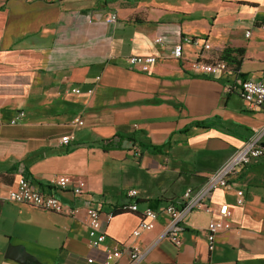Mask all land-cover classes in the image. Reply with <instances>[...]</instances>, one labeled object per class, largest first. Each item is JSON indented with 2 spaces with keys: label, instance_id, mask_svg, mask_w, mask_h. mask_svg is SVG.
<instances>
[{
  "label": "crops",
  "instance_id": "crops-1",
  "mask_svg": "<svg viewBox=\"0 0 264 264\" xmlns=\"http://www.w3.org/2000/svg\"><path fill=\"white\" fill-rule=\"evenodd\" d=\"M111 14L115 22L107 21ZM187 38L212 49L185 45ZM179 43L183 57L172 59ZM226 47L244 51L238 73L191 74L190 61L216 58ZM131 55L156 62L141 73L127 63ZM245 79L264 82V0H0V264H101L106 248L123 244L143 254L137 264H264V158L211 194V208L225 203L231 212V228L216 234L211 251L210 213L184 218L178 247L163 237L162 214L132 238L139 215L119 210L129 189L138 192L139 211L177 206L187 188L200 189L244 143L259 137L264 144V113L225 92ZM20 111L24 116L11 124ZM195 121L206 129L178 133ZM116 135L133 141L105 151L102 141ZM168 141L162 153L141 146ZM179 147L208 154L187 164L173 155ZM131 157L139 165L145 160L144 174L129 170ZM21 177L78 214L9 202ZM56 178L67 181L65 190L51 186ZM174 178L178 187L166 189ZM75 185L82 192L73 196ZM236 189L244 193L241 206L234 204ZM95 204L103 216L114 212L98 248L85 218ZM128 262L123 254L117 264Z\"/></svg>",
  "mask_w": 264,
  "mask_h": 264
},
{
  "label": "built area",
  "instance_id": "built-area-1",
  "mask_svg": "<svg viewBox=\"0 0 264 264\" xmlns=\"http://www.w3.org/2000/svg\"><path fill=\"white\" fill-rule=\"evenodd\" d=\"M117 17L115 14H111L107 19L108 22H115ZM249 35V32H246ZM161 38L155 40L156 44L161 43ZM185 45L200 47L202 51H210L212 48L210 44L202 42L200 38H187L182 41ZM174 57V51L172 48L171 56ZM183 57V48H182ZM181 57V59H182ZM156 62V57L152 55L136 56L131 55L127 58V63L138 70L141 73L149 72L152 66ZM189 70L191 74L199 77H208L214 73L229 72L230 67L222 60L204 59L197 57L195 60L189 62ZM225 92L233 93L244 101L246 109L249 111H262L264 113V82L254 80H242L237 84H228ZM73 94H79L80 90L75 88L71 90ZM91 93V90L88 91ZM24 116L21 111L14 116L11 120V124L16 123L20 118ZM73 124L82 126L83 122L76 118ZM69 136L62 137L61 143H68L70 141ZM139 151L137 150V153ZM258 158H264V144L259 142V137L251 139L247 143H244L239 149L234 152L233 155L222 164V166L211 174L203 186L198 190L187 188L183 194L181 203L177 204V233H176V246H180L179 235L183 232V220L192 211H203L210 213L214 216L207 224L206 240L208 242L209 250L214 249L215 236L222 230H229L231 228L227 219L230 218V207L223 203L219 204L216 209L211 208L208 204L211 194L220 188L232 187L230 179L234 177L244 166L250 165L254 160ZM65 179H52L50 181L51 186L65 190L67 186ZM70 192L73 196L80 194L82 189L80 186L75 185L71 188ZM138 192L136 190L129 189L127 191L128 200L120 207L121 212H131L138 214L139 222L136 229L131 233L132 238H137L141 232H149L152 229L151 223L157 219L161 214L165 216L167 222L165 226V232L163 237L167 238L168 233V205L154 210L145 207L142 211H139L137 205ZM6 199L9 202L18 203L19 205H32L40 210L50 211V213L58 215H66V217H73L79 212L78 207H71L62 204L58 197L51 193H46L35 188L29 179L21 177L16 181L15 187L8 192ZM245 203L244 193L241 189L235 190V205L241 206ZM85 218L87 226V236L90 243L94 248L100 247L106 240V226L109 224L114 212H110L106 215H102L99 205H88L85 208ZM123 254H127L129 257L128 264H137L142 258L143 254L137 250V247L130 244H123L120 247H109L104 250V257L101 264H117L122 258ZM94 260L88 259L89 263Z\"/></svg>",
  "mask_w": 264,
  "mask_h": 264
},
{
  "label": "trees",
  "instance_id": "trees-1",
  "mask_svg": "<svg viewBox=\"0 0 264 264\" xmlns=\"http://www.w3.org/2000/svg\"><path fill=\"white\" fill-rule=\"evenodd\" d=\"M243 54H244V51L242 49L234 50L232 48L226 47V48H223L221 51L216 52L215 59L224 61L230 67V70L232 72L238 73L240 65H241V58ZM192 127L206 129L205 126H202L200 123L195 121L188 128H185L182 131L180 130L178 133H181V134L187 133ZM126 139L133 141L131 137H126L123 135H116L112 137L111 139L102 141V147L105 151H109L112 149L119 150L121 140H126ZM141 146L142 148L149 150L154 154V153H162L164 148L166 149L167 147H170V143L168 141L166 144L164 143L163 145H160V146H149V145L148 146L141 145Z\"/></svg>",
  "mask_w": 264,
  "mask_h": 264
},
{
  "label": "rangeland",
  "instance_id": "rangeland-1",
  "mask_svg": "<svg viewBox=\"0 0 264 264\" xmlns=\"http://www.w3.org/2000/svg\"><path fill=\"white\" fill-rule=\"evenodd\" d=\"M207 154H208L207 150H202L200 151V153H197V152L193 153L186 147H182V148L179 147V149H177L173 153V155H175L177 159H179V157L181 156L182 160H184L183 162H187V164H195V165L196 164L199 165V161H201L204 158V156ZM148 156H149L148 154H145V157H148ZM130 161H131L132 168H129V170H131L133 173L144 174V168H145V163H146L145 160L144 162L142 161L141 165H139L138 160L132 157L130 158ZM178 185H179V182H177L174 178V179L169 180L166 183L165 187L166 189H168L169 187L173 189V188H177Z\"/></svg>",
  "mask_w": 264,
  "mask_h": 264
},
{
  "label": "bare ground",
  "instance_id": "bare-ground-1",
  "mask_svg": "<svg viewBox=\"0 0 264 264\" xmlns=\"http://www.w3.org/2000/svg\"><path fill=\"white\" fill-rule=\"evenodd\" d=\"M174 51V57L175 59H179L182 56V45L181 43L176 44L173 46ZM169 211V225H168V233H167V239L172 242L174 245H176V233H177V223H176V217H177V206L176 205H170L168 206Z\"/></svg>",
  "mask_w": 264,
  "mask_h": 264
}]
</instances>
